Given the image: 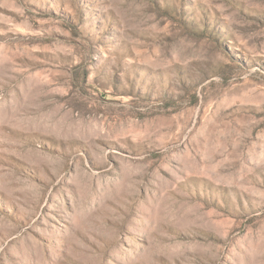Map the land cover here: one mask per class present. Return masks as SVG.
<instances>
[{"label":"rangeland","instance_id":"1","mask_svg":"<svg viewBox=\"0 0 264 264\" xmlns=\"http://www.w3.org/2000/svg\"><path fill=\"white\" fill-rule=\"evenodd\" d=\"M0 264H264V0H0Z\"/></svg>","mask_w":264,"mask_h":264}]
</instances>
